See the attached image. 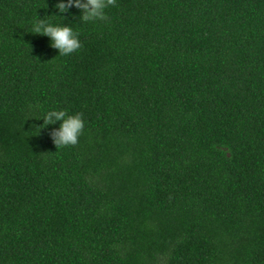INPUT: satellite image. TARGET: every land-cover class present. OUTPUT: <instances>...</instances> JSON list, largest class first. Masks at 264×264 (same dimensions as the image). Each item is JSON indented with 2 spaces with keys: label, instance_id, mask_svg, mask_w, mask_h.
Returning a JSON list of instances; mask_svg holds the SVG:
<instances>
[{
  "label": "trees",
  "instance_id": "obj_1",
  "mask_svg": "<svg viewBox=\"0 0 264 264\" xmlns=\"http://www.w3.org/2000/svg\"><path fill=\"white\" fill-rule=\"evenodd\" d=\"M59 2L0 0V264H264V0Z\"/></svg>",
  "mask_w": 264,
  "mask_h": 264
},
{
  "label": "clouds",
  "instance_id": "obj_2",
  "mask_svg": "<svg viewBox=\"0 0 264 264\" xmlns=\"http://www.w3.org/2000/svg\"><path fill=\"white\" fill-rule=\"evenodd\" d=\"M115 6H117V0H67L66 3L60 0L56 8L64 14L75 7L82 13L80 17L82 23H96L108 21L110 17L107 9ZM31 31L35 35L49 37L52 41L51 47L59 51V56H70L82 47L78 31L72 26L55 24L51 19H35L32 22ZM42 120L44 128L59 122V128L50 133L58 149L77 145L86 127L82 113L70 115L65 110H49Z\"/></svg>",
  "mask_w": 264,
  "mask_h": 264
}]
</instances>
